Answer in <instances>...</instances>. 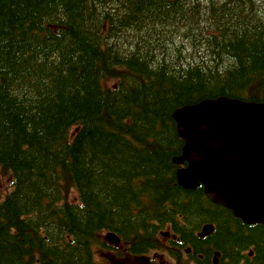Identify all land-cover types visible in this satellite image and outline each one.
Returning a JSON list of instances; mask_svg holds the SVG:
<instances>
[{"label": "trees", "instance_id": "trees-1", "mask_svg": "<svg viewBox=\"0 0 264 264\" xmlns=\"http://www.w3.org/2000/svg\"><path fill=\"white\" fill-rule=\"evenodd\" d=\"M218 96L264 102V0H0V264L132 256L168 227L203 264H264V224L177 182L172 114Z\"/></svg>", "mask_w": 264, "mask_h": 264}, {"label": "water", "instance_id": "water-1", "mask_svg": "<svg viewBox=\"0 0 264 264\" xmlns=\"http://www.w3.org/2000/svg\"><path fill=\"white\" fill-rule=\"evenodd\" d=\"M182 154L175 162L178 184L231 210L246 224H264V102L220 96L185 105L173 112ZM204 225L199 236L212 231ZM114 244L118 237L107 232ZM218 264V253L213 256Z\"/></svg>", "mask_w": 264, "mask_h": 264}, {"label": "flooded vegetation", "instance_id": "flooded-vegetation-1", "mask_svg": "<svg viewBox=\"0 0 264 264\" xmlns=\"http://www.w3.org/2000/svg\"><path fill=\"white\" fill-rule=\"evenodd\" d=\"M168 247L175 246L176 249L167 251H154L152 257L143 258V262L138 264H203L205 257L202 252H197L191 243L186 242L184 245L179 241L162 243ZM207 263V262H205Z\"/></svg>", "mask_w": 264, "mask_h": 264}, {"label": "rangeland", "instance_id": "rangeland-1", "mask_svg": "<svg viewBox=\"0 0 264 264\" xmlns=\"http://www.w3.org/2000/svg\"><path fill=\"white\" fill-rule=\"evenodd\" d=\"M5 184H6L5 180H0V192H3ZM70 198L73 200H77V193L73 191L70 195ZM97 259H99V258H97ZM104 262H105V260L100 261V263H104Z\"/></svg>", "mask_w": 264, "mask_h": 264}]
</instances>
